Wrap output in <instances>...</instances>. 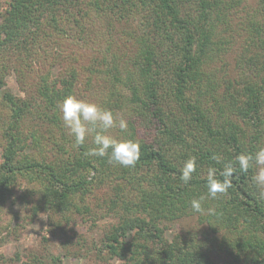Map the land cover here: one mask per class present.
Instances as JSON below:
<instances>
[{"label":"trees","instance_id":"trees-1","mask_svg":"<svg viewBox=\"0 0 264 264\" xmlns=\"http://www.w3.org/2000/svg\"><path fill=\"white\" fill-rule=\"evenodd\" d=\"M4 2L0 114L8 119L0 125V211L25 181L16 199L30 216L43 212L49 226L68 227L59 229L67 236L64 257L264 264V201L248 175L237 174L226 196L203 202L215 216L189 204L205 195L209 167L222 169L264 146V0ZM10 72L23 97L6 88ZM70 94L128 121L127 133L109 134L139 141L135 168L86 157L91 137L78 150L71 136L55 137L67 131L58 106ZM190 156L199 167L185 185L179 173ZM98 190L109 193L91 201L96 214L88 202ZM97 215L111 219L99 241L71 246L73 216L95 226ZM194 216L202 227L166 236ZM29 257L27 264H63L46 245ZM12 262L0 256V264Z\"/></svg>","mask_w":264,"mask_h":264},{"label":"clouds","instance_id":"clouds-1","mask_svg":"<svg viewBox=\"0 0 264 264\" xmlns=\"http://www.w3.org/2000/svg\"><path fill=\"white\" fill-rule=\"evenodd\" d=\"M60 118L63 127L72 139V147L76 150L84 146L91 137L92 147L84 155L86 157L107 158L108 163L123 168H135L141 156V144L132 139H118L110 135V131L118 128L121 133H127L128 121L124 117H115L109 109L97 103L78 99L75 95L66 96L59 104ZM217 163L220 158L213 156ZM199 167L197 158L190 156L183 162L179 179L189 185ZM237 174L248 175L249 182L255 188L258 199L264 201V146L258 147L255 153L244 152L223 164L222 169L209 167L205 180V195L189 201L192 212L209 216L217 215L214 208L203 207L206 199L218 200L228 194L233 187V179ZM80 264H86L81 258Z\"/></svg>","mask_w":264,"mask_h":264},{"label":"rangeland","instance_id":"rangeland-1","mask_svg":"<svg viewBox=\"0 0 264 264\" xmlns=\"http://www.w3.org/2000/svg\"><path fill=\"white\" fill-rule=\"evenodd\" d=\"M7 5L4 0H0V15L6 9ZM236 39V37H235ZM232 43H236L234 40H231ZM57 69V66L54 68ZM6 88L15 96L23 97V93L20 91L19 85L16 81V76L13 72H10L6 77ZM1 113V111H0ZM5 114H0V125L2 121L8 119V113L3 111ZM1 130V129H0ZM55 132V131H54ZM55 137L58 140H66L70 138L69 133L64 132L63 137L55 133ZM2 139H0L1 144ZM51 141V140H50ZM48 141V147H52V143ZM58 141V142H60ZM2 147L0 146V162ZM25 181H20L17 185L14 192V196L7 200V202L2 206L0 211V256L5 259L13 260L11 264H27L25 260V255L27 257L38 254V252L43 248L44 245L47 247V251L52 255H59L62 258L63 264H80L81 258L80 255L64 257V248L63 243L67 236L64 232L59 229L67 230L66 227H52L49 226L48 216L46 213H40L36 217H31L30 212L27 206L22 203V199L17 200V197L22 196V190L25 188ZM105 193H109L106 191ZM102 191H96L95 196L89 198V205L94 209L96 214L99 213L96 207H93V202L96 199L105 194ZM93 201V202H91ZM86 218V217H85ZM74 223L70 225V228L74 229L73 232H66L68 236H71V242L73 247L76 248V242L78 240H85L87 246L92 245V241L95 243L99 241L102 237L103 232L108 229L111 219L99 218L97 215V220L95 226H91V220L84 221L83 217L73 216ZM83 219V220H82ZM87 221V222H86ZM199 227L196 217H187L177 221L172 225L167 231L166 236L169 238L174 233L184 232L186 230H196ZM73 233V235H72ZM43 237L47 239V243L43 242ZM84 250V249H83ZM78 250H76L77 252ZM86 252V251H85ZM30 258V257H29ZM86 261V264H101L91 260V257L88 256L83 258ZM8 264V263H5ZM108 264H120L119 260L110 261Z\"/></svg>","mask_w":264,"mask_h":264}]
</instances>
